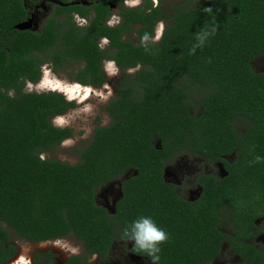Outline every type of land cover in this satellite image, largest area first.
Returning a JSON list of instances; mask_svg holds the SVG:
<instances>
[{
  "label": "trees",
  "instance_id": "trees-1",
  "mask_svg": "<svg viewBox=\"0 0 264 264\" xmlns=\"http://www.w3.org/2000/svg\"><path fill=\"white\" fill-rule=\"evenodd\" d=\"M47 1L52 10L37 29L13 26ZM83 1L0 0V264L17 252L6 227L29 241L71 235L82 245V253L59 263L51 251H37L33 264H81L90 254L108 264L114 239L140 216L169 233L159 264L207 262L223 239L239 260L222 264H264V244L243 241L264 218V163H247L264 157V73L251 67L264 55V0L177 2L168 10L161 0ZM111 7L117 21L108 24ZM205 7L213 9L218 31L190 55L195 32L211 22ZM75 13L85 22L77 24ZM159 20L163 37L146 53L141 38L153 35ZM104 59L120 72L103 104L108 123L93 128L74 163L41 156L71 135L50 119L74 100L54 89L23 90L24 83L39 78L44 62L53 70L79 62L73 80L98 86L106 80ZM190 86L201 90L197 112ZM237 118L246 122L242 130L233 125ZM179 152L221 160L225 173L198 175L197 196L180 198L163 179L165 163ZM230 152L231 160L223 158ZM126 171L108 211L95 201V189Z\"/></svg>",
  "mask_w": 264,
  "mask_h": 264
},
{
  "label": "rangeland",
  "instance_id": "rangeland-1",
  "mask_svg": "<svg viewBox=\"0 0 264 264\" xmlns=\"http://www.w3.org/2000/svg\"><path fill=\"white\" fill-rule=\"evenodd\" d=\"M82 4H85L83 0H72ZM156 2V0H153ZM202 0H161L162 7L168 10V5L177 2H183L186 5H194ZM124 5H135L136 0H124ZM35 7L34 9V20L32 28L37 29L44 18L52 10V3L47 1ZM116 9L111 7V12L107 19V23L112 24L116 22L117 16L115 14ZM85 22V20H84ZM82 22V23H84ZM164 22L159 20L154 27V35L159 34L161 26ZM105 42L104 38H100L99 43L103 45ZM81 66L79 62H70L61 68L53 70L50 64L44 62L40 66V76L35 82L26 81L22 87L23 90H47L54 89L61 91L66 99L74 100V105L66 109L63 113L54 115L51 117V122L58 126L66 125L71 130V135L61 140L54 148L49 151L42 152L43 157H55L65 162L74 163L79 159V148L82 147L90 138L93 128L99 124H106L109 121V116L103 108L104 102L114 95L113 84L115 79L119 76L120 72L118 68L113 64L112 61L104 59L102 62L103 70L106 74V80L98 86L85 85L80 86L76 81L73 80L72 74ZM251 67L255 71L264 72V55H261L251 61ZM118 72V75L111 76L110 72L112 69ZM133 68L126 69V72L130 73ZM80 86L77 91H70L67 89L69 86ZM82 85V84H81ZM200 89L195 86H190L187 89L188 98L191 101V111L197 112L195 105V99L200 93ZM234 127L237 130H242L246 122L244 119L232 120ZM230 157V155H227ZM201 156L195 154L185 155L178 154L171 158L167 163V176L171 177L172 180H179L183 188L186 186L184 181L192 176L196 169V164H201L199 161ZM210 167L216 171L218 167L210 165ZM209 168V167H208ZM128 174V171L121 174L115 180L109 181L103 185L98 186L95 189V201L104 206L108 211H112V201L115 196L118 195V183L119 181ZM194 189V185H191ZM194 191H192L193 193ZM8 232V241L16 244L17 252L9 260L4 261L1 264H31V257L37 251L49 250L52 252V259L56 262L63 260L68 254L71 253H82V245L80 241L75 239L71 235H65L63 237L48 239L42 241H29L16 236V234L6 227ZM223 230L226 228L223 226ZM258 240L260 237L257 238ZM264 239V231H263ZM124 241H120V237L114 239L111 247L107 253L106 261L108 264L119 263L116 260V255L122 251ZM224 258L218 256L217 259ZM83 264H103V260L96 254H90L84 261Z\"/></svg>",
  "mask_w": 264,
  "mask_h": 264
},
{
  "label": "clouds",
  "instance_id": "clouds-1",
  "mask_svg": "<svg viewBox=\"0 0 264 264\" xmlns=\"http://www.w3.org/2000/svg\"><path fill=\"white\" fill-rule=\"evenodd\" d=\"M139 2L140 0H136V3ZM203 12L210 17L211 22L204 23V26L195 32L194 43L189 49L190 55H195L197 49L203 50L210 38L214 37L218 31L219 25L215 20L213 9L211 7H205L203 8ZM162 37L163 26H161L159 34L157 35L153 36L145 33L141 38V46L144 48L146 53H150L151 48L149 45L157 43L160 39H162ZM209 62L211 61L209 60ZM110 75H118V72L115 70V68L112 69ZM254 148L255 145L252 146L250 151H253ZM247 163L248 166L264 163V157L260 155H254L253 159L249 160ZM169 239V233H167L163 228L159 227L151 216H140L133 220L131 224L123 229L120 235V241H124L125 243L132 242L133 252L137 254H143L144 256L150 258V264H159L161 259L160 253L162 250L161 245L168 242Z\"/></svg>",
  "mask_w": 264,
  "mask_h": 264
},
{
  "label": "flooded vegetation",
  "instance_id": "flooded-vegetation-1",
  "mask_svg": "<svg viewBox=\"0 0 264 264\" xmlns=\"http://www.w3.org/2000/svg\"><path fill=\"white\" fill-rule=\"evenodd\" d=\"M76 15L78 17H82V16H80L78 14H76ZM82 18L84 20L86 19L85 17H82ZM72 19L75 21L74 14H73V18ZM178 154H180V155H182V154L188 155L186 152H179L176 155H178ZM176 155H174V156H176ZM195 155L201 156V159L199 160L201 162V164H196V169H195L194 173L192 174V176L190 177V179L188 178L187 181H184L185 185H186L184 188H183L182 184L179 182V180H172L171 177L167 176L168 173L166 172V170H167V167H168L167 163L169 161L167 163H165V165L163 167V179L165 181H168V182H171V183L175 184L176 185V193L178 194V196L180 198H183V199H186V200L194 199L197 196V194H198V192L200 190V187H199V185L196 182V177L198 175H200V174H208V175L219 177V176H221V175H223L225 173V171H224V169L222 167L221 160H212V159H210L208 157H205L203 155H200V154H195ZM227 155H230V157H227ZM233 157H234V153L233 152H230V153H227V154L223 155V158H225L226 160H231ZM214 164L218 167V169L216 171H214L210 167V165H214ZM118 185H119V183H118ZM191 185H194V189L191 188ZM192 191H194V192L192 193ZM118 196H119V193H118L117 196H115V198H113L112 210H113V203H114L115 199ZM220 229L223 230L222 228H220ZM224 231L228 232L227 230H224ZM263 231H264V218L260 216V217H258V218H256L254 220V226L252 228V233L253 234L251 236L243 239V241L248 242V243H253L256 248H259V244L260 243L264 244ZM258 237H260L259 240L257 239ZM130 245H131V242H127L124 245V248L122 249V251L115 256L116 260H119L121 262V264H150V259L149 258L133 253L130 250ZM218 256H223L224 258L217 259ZM106 257H107V254H106ZM32 258H33V255L31 257V264H33V259ZM237 260H239V256H238V254L236 252H234V250H233V248H232V246L230 244V241L228 239H223L219 243V248H218V251L216 252V254H214L207 262H204V263H201V264H222L224 262H232V261H237ZM57 263H59V262H57ZM81 264H83V262ZM113 264H119V263L115 262Z\"/></svg>",
  "mask_w": 264,
  "mask_h": 264
},
{
  "label": "water",
  "instance_id": "water-1",
  "mask_svg": "<svg viewBox=\"0 0 264 264\" xmlns=\"http://www.w3.org/2000/svg\"><path fill=\"white\" fill-rule=\"evenodd\" d=\"M33 20H34V10L30 12L25 19L17 21L13 26L17 29H29L32 28Z\"/></svg>",
  "mask_w": 264,
  "mask_h": 264
},
{
  "label": "built area",
  "instance_id": "built-area-1",
  "mask_svg": "<svg viewBox=\"0 0 264 264\" xmlns=\"http://www.w3.org/2000/svg\"><path fill=\"white\" fill-rule=\"evenodd\" d=\"M74 17H75V21L77 24H82V22H84V19L82 17H78L76 14H74ZM116 21H117V19H116Z\"/></svg>",
  "mask_w": 264,
  "mask_h": 264
},
{
  "label": "bare ground",
  "instance_id": "bare-ground-1",
  "mask_svg": "<svg viewBox=\"0 0 264 264\" xmlns=\"http://www.w3.org/2000/svg\"><path fill=\"white\" fill-rule=\"evenodd\" d=\"M78 84H79V83H78ZM79 85H80V86H83V85H81V84H79ZM80 86H78V85H76V86H72V87L69 86L67 89H69L70 91L73 92V91H75V90L77 91V89H79Z\"/></svg>",
  "mask_w": 264,
  "mask_h": 264
}]
</instances>
